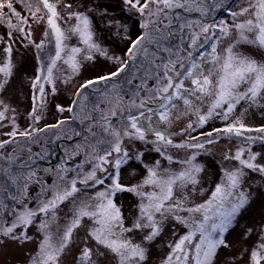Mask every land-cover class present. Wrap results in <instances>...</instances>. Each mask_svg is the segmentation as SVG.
Here are the masks:
<instances>
[{
    "label": "snow or ice",
    "instance_id": "snow-or-ice-1",
    "mask_svg": "<svg viewBox=\"0 0 264 264\" xmlns=\"http://www.w3.org/2000/svg\"><path fill=\"white\" fill-rule=\"evenodd\" d=\"M235 4L119 0L116 8L96 0L75 6L66 0H0V25L7 29V39L0 36V93L17 69L16 39L35 49L29 78L32 125L21 130L15 116H8L15 109L0 99V127H6L5 120L11 124L3 133L10 139L0 140V161L7 162L0 166V246L19 247L26 256L23 264H153L158 248L166 249L158 264H218L220 250L230 247L228 235L254 202L253 182L255 194H264V123H247L257 115L264 120V0ZM226 5L231 22L216 23L213 13ZM176 10L198 18L181 17ZM97 19L125 43L121 55L101 42ZM174 20L181 21L176 31L189 33L188 47L198 57L193 51L181 54L183 37L178 45L166 43L174 35ZM33 24L43 27L38 42ZM205 45L210 50L201 52ZM100 58L114 70L76 84L67 108L56 105L85 126L84 132L56 135L82 137L64 149L68 159H83L76 175L69 177L63 163L45 169L53 176L51 184L37 178L27 161L21 165L27 172L14 171L17 148L3 150L18 145L17 137L31 141L49 129H63V119L36 127L48 96L56 94L58 81L72 83L86 63ZM187 117L194 118L179 133L187 139L177 142L178 134L169 129ZM214 120L222 126L191 134ZM221 139L237 143L215 160L212 146ZM149 153L160 158L150 160ZM201 156L208 160L198 162ZM34 182L40 192L30 197ZM68 204L71 215L62 224L61 206ZM33 227L38 236L30 234ZM253 231L247 228L241 238L247 240ZM257 235L248 264H264V222ZM30 243L35 247L26 248Z\"/></svg>",
    "mask_w": 264,
    "mask_h": 264
},
{
    "label": "rangeland",
    "instance_id": "rangeland-1",
    "mask_svg": "<svg viewBox=\"0 0 264 264\" xmlns=\"http://www.w3.org/2000/svg\"><path fill=\"white\" fill-rule=\"evenodd\" d=\"M68 3H72L74 6L77 4H80L82 0H66ZM83 2H91V0H83ZM98 3H110L116 8L119 7V0H96ZM17 9L24 13V9L21 7V5L17 4L16 5ZM227 7V5H226ZM224 8V10L228 9ZM231 7L235 8L236 4L234 0H231ZM220 10H217L215 13H213L211 19L214 20V16L216 13H218ZM179 14L180 11L182 10H176ZM119 15V13H117ZM184 15V13H183ZM189 15V14H188ZM187 17V16H184ZM189 19H195L198 18V14L194 13L192 17H187ZM218 20H214L216 23L219 22L220 19H225L229 23L231 22V17L229 14V9L228 12H226L224 15L219 16L217 18ZM174 22V21H173ZM102 21L97 19V27L99 28L98 35L101 38V42L109 47L110 51H114L117 55L122 54V49L125 47V43L122 42L119 38L113 37L110 35V33L107 32V30L103 27ZM164 23H167V21H164ZM32 28L35 30L34 31V39L37 40V42L41 39L42 32H43V27H39L35 24L32 25ZM178 28L177 26L172 25V30H173V37L170 41H167V44H170L171 46H175L181 43V37L178 36V39L175 38V33H177L176 29ZM179 33V32H178ZM181 33V32H180ZM189 33L187 30H185L182 35H183V41L187 43V35ZM0 36H4L5 39H7V29L6 26L3 25L0 27ZM133 38H135V33H133ZM75 41H73L74 43ZM24 43H27L24 41ZM185 43H183L184 45ZM181 45L182 48L186 49L187 46ZM208 46V47H207ZM2 47L3 45H0V61L3 59V53H2ZM204 52H207L209 49V45H206V47L203 48ZM193 51L194 57H198L199 53H196L194 50ZM34 53L35 49L32 47H29L27 49L24 48L23 44L21 43L20 39H16L15 44H14V62L17 65V69L15 70L14 76L11 78L6 90L2 93H0V99L4 100L5 103L10 105L11 108L15 109V112H9L8 116L12 117L15 116L16 123L18 124L19 128L21 130L25 128H29L32 125V121L29 119L28 113L31 110L32 106V101H31V89H30V80L29 78L34 75V70H35V58H34ZM182 55L183 52L181 53ZM161 55V54H160ZM164 56V55H162ZM109 70H114V66L105 61L103 58H100L97 60L95 63H86L84 67L81 69V72L78 77L75 78V80L70 83V84H64L62 81L57 82V92L55 95H49L48 96V104H47V109L44 111V118L36 125V127L43 128L45 127L46 124H54L58 120H66L67 123L64 125L63 129H49L43 133H39L34 140H25L22 137H17V141H19V144L17 145L16 143L10 144L6 149L3 151L5 153H10L12 152L13 148H17V153L16 155L19 157L15 161V164L13 165L14 171L17 172H27L28 169H19L18 167L23 165L26 161L28 164L31 166L36 171V176L42 181L47 182L48 184L52 183L53 176L46 173L45 169H53L60 165L58 163H54L52 161L54 158L57 157L58 154L61 153V150L64 151L65 147H72L75 145L74 144H61V148H56V143L58 141H61L63 139H67L64 135H61L60 139H56L57 134L61 133H68L71 134V130L75 129L76 131L79 132H84L85 126L83 125V128H81L77 123L72 119V113L64 112L60 113L56 109V105H62L63 107L67 108L69 104L71 103V100L73 99L72 92L75 89V85L82 82L85 79H90L94 77L97 74H102L105 73ZM194 117H187L184 118L172 125V127L169 129L170 131H173L177 133L176 140L179 142L181 139H187V135L180 137L179 133L180 130L186 126L187 122L189 119H193ZM115 122V120H114ZM6 127H0V140L3 139H10L9 137L3 135V133L10 131L11 130V124L9 120H5L3 122ZM247 123L251 124L252 126H259L260 124L264 123V120H262L259 115L256 116L255 119H250L247 121ZM222 123L219 120H214V121H209L208 124L204 126L203 129H196V131L192 132L191 134L193 136H199L201 131L207 132L211 131L213 127H221ZM73 137H78V136H73ZM82 140V139H81ZM78 142V141H77ZM237 141L232 140H224L221 139L219 143L216 145H213V151H214V157L213 159L219 160L221 158L220 153L230 147H233L234 144H236ZM31 149V153L28 152V149ZM23 149V151H21ZM58 149H60V152L58 153ZM234 150V148H233ZM175 153V150H172ZM31 155L32 160L29 161L28 157ZM179 156H183V152L178 154ZM78 157V156H77ZM72 160V164H79L78 163V158ZM148 158L151 160L153 158H160L158 154L156 153H149ZM208 160L207 157L201 156L198 157V162L205 163ZM50 162L47 165L46 164H40L42 162ZM161 162L163 165L167 166V161H164L161 159ZM54 163V164H53ZM0 166H7L6 161H0ZM74 167V166H73ZM88 166L85 164V168ZM178 167V165H177ZM213 170L218 173L219 169L217 165L213 164ZM74 168L69 172V177L75 176L76 175V169ZM3 176V174H0V178ZM258 179V178H257ZM1 184V183H0ZM82 187V186H81ZM255 189H256V184L253 182V188L252 191L254 192V202L249 209V211L245 214V216L242 218L240 221V224L238 227L235 228L234 231L231 232L230 235H228V241L230 244V247L227 249H221L219 253V259H218V264H233V258L234 264H248L249 261V253L252 249V247L255 245V243L258 240V230L259 226L262 222H264V194H255ZM9 191H13L12 188L9 189ZM91 191V190H89ZM40 192V184L39 183H32L29 186V196L33 197L38 195ZM3 193H0V196H3ZM9 203V201H8ZM10 204V203H9ZM29 207H35V202L30 201L29 202ZM71 205L68 204L66 206L62 205L61 206V223H65L67 218L70 217L71 213L69 211ZM247 228H253V234L247 239L243 240L241 238V233H243ZM181 233L185 231L182 227L179 229ZM30 234H35L39 235L38 233H35V228H30L29 229ZM169 236L165 237L164 243L167 242L169 239ZM2 247V251H0V264H23V262L26 259L25 253L19 248L14 246L11 243H6ZM26 248H34L35 246L33 244H28L25 246ZM247 248L248 251L245 252L244 249ZM76 249L74 248V253ZM166 251L164 248H158L154 250L153 254V264H158V260L160 256L163 254V252ZM73 253V254H74ZM242 256V258H241ZM69 260H71V257H69Z\"/></svg>",
    "mask_w": 264,
    "mask_h": 264
},
{
    "label": "flooded vegetation",
    "instance_id": "flooded-vegetation-1",
    "mask_svg": "<svg viewBox=\"0 0 264 264\" xmlns=\"http://www.w3.org/2000/svg\"><path fill=\"white\" fill-rule=\"evenodd\" d=\"M235 1V0H234ZM228 7V6H227ZM226 7V8H227ZM226 12H228V9H227V11H226V9L224 10V9H222V10H220L218 13H216V15L214 16L215 18H214V20L216 19V20H218L217 18L219 17V16H222V15H224ZM180 13H182V15L181 14H179L181 17H184V16H187V17H192V15H194V13H186V12H184L183 10L182 11H180ZM183 13H184V15H183ZM189 14V15H188ZM196 15H197V13H196ZM181 21H179V20H174V22H173V26H177V25H179V23H180ZM182 33L183 32H179L178 33V31H177V33H175L176 35H175V38H177L178 39V36L180 35V36H182L183 37V35H182ZM187 36H189V34L187 35ZM186 41H187V43L186 42H184L185 44V46H187V48L186 49H184V51H182L183 52V54L184 55H186L187 54V51H190L191 49L188 47V44H189V39H188V37H187V39H186ZM183 45V46H184ZM204 47H206V45L204 46ZM208 47V46H207ZM201 52H204V50H203V48L200 50ZM161 55H164L165 57H167V53H160ZM78 124H79V126L81 127V128H83V125L82 124H80L79 123V121H76ZM61 142H59L58 143V146L60 147L61 146ZM61 148V147H60ZM78 158V165H77V163L76 164H72L71 162H72V160H74V159H76V157L75 158H73V159H68L67 157H66V155H65V152L63 151V150H61V153L60 154H58L57 155V157L56 158H54L53 159V161H54V163H58V164H65V166L66 167H68L70 170H73L74 168H77V167H79V165L81 164V163H83V159H82V157H80V156H78L77 157ZM53 163V164H54ZM74 166V167H73ZM21 166H19L18 168H20ZM1 178H3V176L1 177ZM1 178H0V183L2 182V180H1ZM13 189V191H14V188H12ZM11 201H9V203H10Z\"/></svg>",
    "mask_w": 264,
    "mask_h": 264
},
{
    "label": "trees",
    "instance_id": "trees-1",
    "mask_svg": "<svg viewBox=\"0 0 264 264\" xmlns=\"http://www.w3.org/2000/svg\"><path fill=\"white\" fill-rule=\"evenodd\" d=\"M1 26H3V25H0V27ZM76 122V121H75ZM77 123V122H76ZM77 125H79L78 123H77ZM82 139V137H73L71 140H69V139H63V140H61V141H58V143L59 142H61V143H64V144H74V143H76L77 141H80ZM58 143H56V148H60L59 146H58ZM60 152V149H58V153ZM53 161V160H52ZM48 163H50V162H42V163H40V164H48ZM19 169H23V170H25V169H27L26 167L25 168H22V167H20ZM1 180H2V182H1V184L3 183V180H4V177L3 178H1ZM13 202H10V204H12Z\"/></svg>",
    "mask_w": 264,
    "mask_h": 264
}]
</instances>
